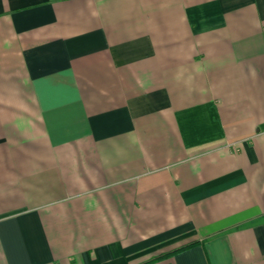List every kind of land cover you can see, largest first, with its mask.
Instances as JSON below:
<instances>
[{"label":"crops","instance_id":"obj_1","mask_svg":"<svg viewBox=\"0 0 264 264\" xmlns=\"http://www.w3.org/2000/svg\"><path fill=\"white\" fill-rule=\"evenodd\" d=\"M0 264H264V0H0Z\"/></svg>","mask_w":264,"mask_h":264},{"label":"trees","instance_id":"obj_2","mask_svg":"<svg viewBox=\"0 0 264 264\" xmlns=\"http://www.w3.org/2000/svg\"><path fill=\"white\" fill-rule=\"evenodd\" d=\"M194 244H195V243H190V244H188V245H185V246L181 247L180 250L186 249V248H188V247H190V246H193ZM175 252H177V250H176ZM162 256H165V255H162Z\"/></svg>","mask_w":264,"mask_h":264}]
</instances>
